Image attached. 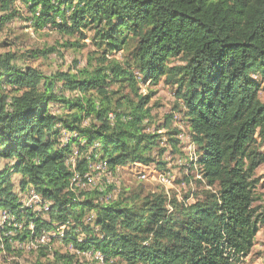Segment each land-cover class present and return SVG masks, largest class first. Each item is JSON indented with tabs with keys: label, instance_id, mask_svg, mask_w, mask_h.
<instances>
[{
	"label": "trees",
	"instance_id": "trees-1",
	"mask_svg": "<svg viewBox=\"0 0 264 264\" xmlns=\"http://www.w3.org/2000/svg\"><path fill=\"white\" fill-rule=\"evenodd\" d=\"M17 2L35 29L78 38L92 32L96 50L74 73L49 75L25 61L49 56L54 46L0 51V161H7L0 167V216L7 217L0 253L31 242L48 256L49 247L35 242L57 240L62 229L63 242L99 252L108 264L243 262L264 215L256 205V171L264 164V0H0V33L20 14ZM162 80L176 88L175 109L215 190L190 204L174 198L170 211L164 191L121 188L107 202L115 184L92 189L90 177L86 188L71 189V158L76 172L93 175L94 163L113 172L162 154L161 130L175 132L172 116L154 126L153 95L141 92L143 83ZM14 174L22 177L20 190L31 186V195H41L44 213L23 203ZM61 260L69 259L58 254L53 264Z\"/></svg>",
	"mask_w": 264,
	"mask_h": 264
},
{
	"label": "rangeland",
	"instance_id": "rangeland-1",
	"mask_svg": "<svg viewBox=\"0 0 264 264\" xmlns=\"http://www.w3.org/2000/svg\"><path fill=\"white\" fill-rule=\"evenodd\" d=\"M16 6L20 14L14 17L7 25V28L0 33V43L6 42L4 46H0L1 52L13 50L23 53L29 49H47L54 46L56 51L49 56H41L38 59L25 61L27 64L39 68L48 75L62 71H71L74 73L80 67L87 64L93 51L96 50V46L92 42V32H86L87 36H85V38H78L63 35L50 26L42 29H35L32 21L29 20L31 14L28 10L19 2H17ZM67 41H79L81 46L70 47L65 45ZM174 62L175 64L183 63L178 58L175 59ZM141 92H151L153 95L149 104L152 110V124L159 128L166 123L167 117L172 116V118H170L172 121L170 122L175 132L172 135H168L166 134L167 129H162L161 132L163 133V137L160 144V147L163 148L162 154H160L159 150H156L154 153V162L142 165L135 164V162L133 164H127L126 167H122L119 182L114 183L115 187L118 184L120 190L121 188L127 191L137 192L143 190L144 194L149 191H164L168 199L167 206L170 211L173 210L172 200L174 198L179 203H194L202 198L205 189L213 190L214 188L207 185L202 177L203 167L199 162L201 152L197 149V146L195 145L197 156L193 148L191 150L186 148L187 145H191L192 142L188 136V133L190 134L189 127L183 112H180L179 109H175L178 102L176 88L170 84H166L164 80H162L159 84L154 86L149 83H143ZM68 94L69 93H67V95ZM262 96H264V92H262ZM183 131L184 136H182ZM179 132L181 133L180 136L177 134ZM66 136L68 135L64 136V141H67ZM178 136L182 139V142L178 139ZM169 137H174L177 142L174 144L169 140ZM261 151H264V142L261 145ZM157 161H162L163 164L159 165ZM6 163V160L0 161V167H4ZM95 164L96 163L92 166ZM140 166L142 168H140ZM94 169L96 170L93 171V175L91 172L88 173L90 175L89 183L92 182V189L96 187H106L111 184V182H107L108 176H106V172L100 170L97 165ZM143 169L152 177L144 179L136 176ZM159 174H164L166 179H160ZM168 174H170V177H167ZM256 175L260 178V182L256 188V194L259 197L256 205L264 207V164L259 166ZM12 179L15 183L16 191L20 193L22 196L21 200L25 203V200L27 201L26 198H29L31 195V189L27 188L26 190H20L19 184L22 179L21 175L14 174ZM199 181H201V183ZM113 190L110 193H112ZM118 193H113V199ZM34 208L37 209L38 206L34 204ZM5 219H7V217L1 214L0 222L2 224H4ZM12 220L13 218H10L7 223ZM259 227L260 231L256 236L255 245L251 253L243 259L241 264H264V215H262L259 221ZM55 237L57 240H53L46 235L45 242H39L41 245L49 247L48 249L51 251V254H48V256L43 255L45 251H34V246H32L31 242H28L25 248L21 250L19 248L22 247L17 245L14 246L16 249L15 251L0 253V264H36L38 262L53 264L58 254L64 256L65 259H69L61 260L59 264H64L65 262L69 264H108L101 253L102 256L99 257L98 255L100 254L98 253L77 252L71 245H67L60 238L57 236ZM113 264L123 263L119 261V258H115Z\"/></svg>",
	"mask_w": 264,
	"mask_h": 264
},
{
	"label": "bare ground",
	"instance_id": "bare-ground-1",
	"mask_svg": "<svg viewBox=\"0 0 264 264\" xmlns=\"http://www.w3.org/2000/svg\"><path fill=\"white\" fill-rule=\"evenodd\" d=\"M68 140V139H67ZM194 149V145L193 144H191V149ZM194 152H195V150H194ZM76 160H75V158H71L70 159V161H69V165L74 169V171H75V174H74V176H73V178H72V181H71V184H70V188L71 189H76V188H78L79 186L80 187H84L85 186V188L88 186V183L86 182V178H89L90 177V175L88 174V173H86L85 175H80L78 172H76ZM98 165V164H97ZM98 168L100 169V170H102V171H104V172H106L107 173V175L106 176H108L107 177V182H111V183H117V182H119V177H120V175H121V170H122V168L121 167H116V169H115V171H113V172H110V171H108L107 170V166L105 165V164H99L98 165ZM140 168H142L141 166H140ZM139 168V169H140ZM138 169V168H137ZM74 173V172H73ZM134 173V172H133ZM139 173H145V176H139L140 178H144V179H147L148 177H152L150 174H148L147 172H146V170L145 169H143L142 171H140ZM114 177H116V178H114ZM155 177V176H154ZM159 177H160V179H166L165 178V175L164 174H159ZM83 178H84V180H85V183L83 182ZM170 179V178H169ZM116 181V182H115ZM78 183H79V186H78ZM100 188V187H99ZM101 190H104L105 189V187H101L100 188ZM120 191V187L118 188V184L116 185V187H115V189L113 190V192L112 193H108L107 194V196H106V198H105V200L107 201V202H110V201H112L113 200V193H118ZM32 195H36L35 193H33ZM32 195L29 197V198H27V202H26V204L28 205V206H34V204H36L37 206H39L41 203H42V200H41V197L39 198V199H36V200H30L31 199V197H32ZM45 210L47 211L48 210V208L47 207H45ZM90 218H92V215H91V217ZM3 224L0 222V228H1V226H2ZM59 231V236H60V238H62L63 236H64V232H63V230L62 229H59L58 230ZM45 238H46V235H43L38 241H37V245L38 244H40L39 242H45Z\"/></svg>",
	"mask_w": 264,
	"mask_h": 264
},
{
	"label": "built area",
	"instance_id": "built-area-1",
	"mask_svg": "<svg viewBox=\"0 0 264 264\" xmlns=\"http://www.w3.org/2000/svg\"><path fill=\"white\" fill-rule=\"evenodd\" d=\"M65 135H67V134H65ZM182 136H184V131H183V133H182ZM186 148H189V150H191V145H187ZM91 166H92V165H91ZM94 167H96V164H95L94 166H92L93 171L96 170V169H94ZM136 176H145V173H139V174H137ZM167 177H170V174H168ZM156 180H158V179H156ZM78 186H79V183H78ZM79 187H80V186H79ZM28 189H31V186H29ZM40 196H41V195H32V197H31L30 200H36V199H39ZM25 202H27V201H25ZM37 211H41V212H43V207H40V206H39V208L37 209ZM43 213H44V212H43ZM41 237H42V236H41ZM41 237H40V238H41ZM40 238H38V239H40ZM97 253H99V252H97ZM241 263H242V262H241ZM241 263H240V264H241Z\"/></svg>",
	"mask_w": 264,
	"mask_h": 264
}]
</instances>
